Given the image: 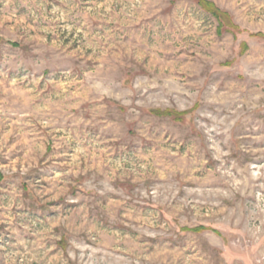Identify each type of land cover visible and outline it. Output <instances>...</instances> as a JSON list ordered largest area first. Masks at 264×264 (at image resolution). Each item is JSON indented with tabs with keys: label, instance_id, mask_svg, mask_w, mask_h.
<instances>
[{
	"label": "rangeland",
	"instance_id": "obj_1",
	"mask_svg": "<svg viewBox=\"0 0 264 264\" xmlns=\"http://www.w3.org/2000/svg\"><path fill=\"white\" fill-rule=\"evenodd\" d=\"M0 0V264H264V0Z\"/></svg>",
	"mask_w": 264,
	"mask_h": 264
},
{
	"label": "trees",
	"instance_id": "obj_2",
	"mask_svg": "<svg viewBox=\"0 0 264 264\" xmlns=\"http://www.w3.org/2000/svg\"><path fill=\"white\" fill-rule=\"evenodd\" d=\"M198 5L209 13H211L218 21L219 28L222 26V23L228 24V13L223 10H220L216 7L211 1L208 0H198ZM2 175H0V180Z\"/></svg>",
	"mask_w": 264,
	"mask_h": 264
}]
</instances>
